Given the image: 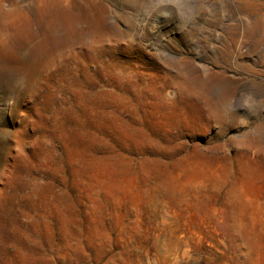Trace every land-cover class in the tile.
Listing matches in <instances>:
<instances>
[{
    "label": "rangeland",
    "instance_id": "374dc122",
    "mask_svg": "<svg viewBox=\"0 0 264 264\" xmlns=\"http://www.w3.org/2000/svg\"><path fill=\"white\" fill-rule=\"evenodd\" d=\"M0 264H264V0H0Z\"/></svg>",
    "mask_w": 264,
    "mask_h": 264
}]
</instances>
